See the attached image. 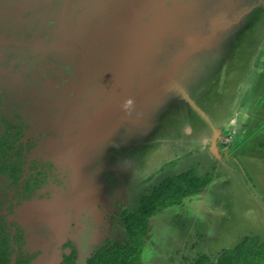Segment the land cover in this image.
I'll list each match as a JSON object with an SVG mask.
<instances>
[{"label":"rangeland","instance_id":"374dc122","mask_svg":"<svg viewBox=\"0 0 264 264\" xmlns=\"http://www.w3.org/2000/svg\"><path fill=\"white\" fill-rule=\"evenodd\" d=\"M34 1L0 0V137L26 127L15 138L17 148L24 146L22 164L51 160L50 178L34 199L17 200L12 185L2 192L0 178V215L22 225L31 264H58L61 252L70 251L62 247L66 241L78 264L100 246L123 244L124 210L136 208L164 177L186 170L210 180L151 218L141 264H189L201 254L215 259L246 238L264 245V0H238L249 8L237 15L239 27L227 24L219 44L211 41L214 32L202 40L203 11L225 7L217 16L227 22L229 12L236 15L231 0H131V13L130 0H46L43 9ZM116 19L108 31L109 23L99 26ZM80 32L83 43L74 38ZM207 43L213 52L204 50ZM64 46L85 54L84 90L102 99L96 120L77 124L78 135L70 129L78 114H71L64 134L72 148L50 159L40 152L46 130L35 128L48 110L46 98L52 108L61 106L62 85L50 61L64 57ZM210 57L216 60L207 66ZM52 121L63 117L41 122ZM43 138L49 151L61 146L59 130Z\"/></svg>","mask_w":264,"mask_h":264},{"label":"trees","instance_id":"16d2710c","mask_svg":"<svg viewBox=\"0 0 264 264\" xmlns=\"http://www.w3.org/2000/svg\"><path fill=\"white\" fill-rule=\"evenodd\" d=\"M207 1L210 3V5L218 2V0H204V2ZM227 1L229 2V0ZM237 1L238 0H231L229 2V9H231L233 12H236V15H232L229 12V18L227 19L228 21L224 23L219 21L218 17L223 15L222 12H226L225 7L222 6V11H220V9L217 11H212V7L210 6L205 8L203 12H206L204 15H202L204 18L201 26V28L204 29V32L201 34L203 41L206 40L207 37L211 35V33L216 31L215 36L213 35L211 41L213 43L217 42L219 44L216 38L218 36L221 37V35L224 34V31H229L227 24H230L231 20L235 21L233 24H231L233 29L235 27H239L238 22L241 20L236 21L238 17L237 15L244 10H247L250 4H237ZM198 4L199 2H197V5ZM166 9L170 10L169 12H172L170 8ZM203 23L205 24L203 25ZM216 26L220 27L216 28ZM236 33L237 32H235L233 36ZM233 36L231 37L232 39ZM203 46L206 52L214 51L212 44L209 45L207 43ZM196 53L198 52H195L194 54ZM206 55L209 56V53ZM215 60L211 59V57L209 59L207 58V66H209V62L214 64ZM184 62L186 63V60H184L183 63ZM216 63H218V61ZM198 78L201 79V77ZM189 90H192V88ZM19 135L23 136L21 129L17 130L14 134H11L10 128L7 130L4 136L0 137V172L12 177L15 183H17L21 177V172L23 169L21 159L23 158L21 153L22 148L21 146L17 148L15 145V138ZM14 156L18 157V159L15 161L13 160ZM8 170L10 171L9 174H7ZM209 178L210 177L207 175L205 179H199L197 175H194L192 170H186L181 173L168 175L161 179L159 182L154 184L149 192L142 193L139 196L136 208H127V210H124L123 230L128 235L127 240L119 246H100L94 252L93 256L88 258L86 264H141L138 259L140 253L139 250L141 245L144 243L143 240L146 234L149 233V223L151 222L150 220H152L151 218H154L156 214L170 206H179L185 197L193 195L200 189L204 188L208 184L210 180ZM40 184L41 183L39 180L35 182L31 181V179H27L25 181L27 191H32L35 185L39 186ZM246 240H248V238L244 239L243 242L237 243L232 248L221 251L215 259H210L204 254H201L189 264H264V245H260L258 243H246ZM135 242L137 243L135 244ZM66 244L68 245L66 246ZM20 246L22 247V244H20ZM62 247L64 249L69 248L70 251L66 252L65 250V252L62 253L58 264H78L73 251V246L70 241L64 242ZM13 253L14 249L10 243L9 230L4 224H0V264H11V257ZM28 262L29 260H27L26 257H23L22 253H19L15 264H28Z\"/></svg>","mask_w":264,"mask_h":264},{"label":"flooded vegetation","instance_id":"af4514ba","mask_svg":"<svg viewBox=\"0 0 264 264\" xmlns=\"http://www.w3.org/2000/svg\"><path fill=\"white\" fill-rule=\"evenodd\" d=\"M38 1L39 0L34 1V4H38ZM45 1L46 0H44V1L40 0L39 1L40 4L38 6L42 9H43V7H48L49 5L47 4V1L46 2ZM41 2H43L44 4ZM133 4L134 3L131 2V0H130L129 7L131 8V6ZM62 7H63V5H62ZM72 22H74V21H71V24H72ZM108 23H110V21H107V23H105V24H104V21H101L99 23V26H104V25H107ZM76 24H77V22L75 21L74 25H76ZM70 26L71 25L69 24L68 28H66V30H64V32H66L67 35L69 34L68 29L70 28ZM88 28H90V26ZM75 29H76V27L74 26L73 30H75ZM90 29L85 31L88 33V36L90 35V33H89L91 31ZM82 33L83 32L76 34L74 36V38H77V40H81L83 43V41H85V39H84L85 36ZM60 38H61L60 40H63L62 36ZM77 40L74 41V43H75L74 47L75 48L80 47V44L78 43ZM127 41H130V39H127ZM64 48L67 49L63 52L65 54L64 57L62 59H59L58 57L54 56V57H52L53 59L50 58L51 59L50 62H52L53 66L56 67V71L58 73V82L60 83V85H62V86H60L59 91H60V93L62 92L65 95H62V93L60 94V99H61L60 105L61 106L57 107V108H52V105L49 106V104H50V101H48L49 98L48 99L46 98L45 107L48 104L47 105L48 110L42 111L41 113H39L41 115L40 120L38 122L39 125L37 126V128H35L36 131L38 129L41 131H44V129H45L46 133H52V132L57 131V130H59V132L61 133V136H62L61 146L55 150L49 151L45 148L44 144H45L46 139H44L43 137L45 136L46 133H44L43 137L41 138V141H39V143H41V145L43 146L42 149L40 148V150H41L40 152H42L43 154H50L51 155L50 159H53V158L58 159L59 157H61V155H64V156L68 155L67 153L69 151L65 152V150L68 148L69 143H67L68 141L65 140L64 130L66 127L65 125H66L67 120L72 119L71 114L75 113V116H76V113L78 114L77 115L78 117L76 118L77 122L75 124L71 125V127H70V129H72V131H73L72 134L78 135L79 131H81V130H78L77 124H80L82 122L83 118L90 121V122H92V121L94 122L96 120V117H97L96 116L97 115L96 109H98L99 101H101V99H102V97L95 94V91L90 93V95H87L86 91L84 90L85 85L87 83V80L84 81L85 79H84L83 65L86 66V63L85 62L83 63L82 53L79 52L78 50H76L75 48H72V50H69V48L66 46H64ZM191 54L192 53H190V55ZM66 55H67V57H69L68 60L65 59ZM53 61H55V62H53ZM62 62H64V66H62V70H61V64L60 63H62ZM180 63H183V60ZM219 69H221V68H219ZM219 69H217V72H219ZM189 70L190 69L184 70L183 74L187 75ZM192 73H194V72H192ZM97 84H98V82H97ZM64 88H67V89L65 90ZM40 89H41L40 91L43 90L42 87H40ZM33 92H34V90H33ZM2 96L3 95L0 93V98ZM32 97L34 98V97H36V95H34V93H32ZM32 113H33V111H32ZM55 115L57 116L58 119L63 117V121L60 123L57 121H54V122L52 121L53 124L46 126V127H44L42 125L43 123L41 121L43 119L54 120ZM23 128L24 127L20 126L21 130H23ZM20 129H18V130H20ZM25 129H26V127L24 128L23 135L26 133ZM97 129L99 130L100 127ZM83 132L85 133V131H83ZM4 135L5 134H3V136ZM74 145L75 144H73V146ZM21 146H22V149H21V151H22L24 149V146L23 145H21ZM55 153H58V155L53 156L52 154H55ZM17 159H18L17 156L13 157L14 161ZM48 161H51V160L46 159L44 162H43V160L42 161L37 160V161H33V164H31V165L29 162V166L27 169H26V165L24 164L22 167L23 169L21 172V177L19 178L17 183H15V181L12 177H9L5 173L0 172V178H1V180H3V185H4L2 192H4L5 190L8 192L10 189H7V188L12 185V187H15V190H17L16 191V199L17 200L18 199L23 200V198H25L26 200H31V199H34V197H37V192L43 188L44 184H46V181L50 178V173L47 170L48 169ZM25 170H28L29 173L25 174ZM9 173H10V171L8 170L7 174H9ZM27 179H31V181H35V182L39 180L41 184L39 186L35 185V187H33L32 191H27L26 186H25V181ZM12 187H10V188H12ZM31 204H34V203H31ZM28 205L29 204H27V206ZM12 206H13V204H12ZM0 207H1V204H0ZM13 208L11 210V214L14 213ZM9 215L10 214H8V216ZM158 215L159 214H156L155 216H158ZM4 217H7V216L6 215H0V224H4L7 227V229L9 230L10 243L14 249V253L12 254V257H11V264H13V263L15 264L16 259L19 256V253H22V256L26 257V259L29 260L28 264H31V262H33V259L29 256L30 252L26 247L28 243H26V241L23 239L25 232H24V230H22L20 228V226H22V225L21 224L20 225H15V224L11 225L10 223H8V219L4 218ZM38 222H39L38 220L35 223L33 221V224L38 225ZM33 224H31L29 226V228H32L34 226ZM42 228H45V225L41 226L40 230H42ZM160 240L162 241L161 236H160ZM38 243H40V242H38ZM20 244H22V247L20 246ZM61 256H62V252L60 254V257ZM13 257H14V259H13Z\"/></svg>","mask_w":264,"mask_h":264},{"label":"water","instance_id":"95a60500","mask_svg":"<svg viewBox=\"0 0 264 264\" xmlns=\"http://www.w3.org/2000/svg\"><path fill=\"white\" fill-rule=\"evenodd\" d=\"M132 9H133V5L131 6V9H130V13H131V11H132ZM130 13H128L129 15H130ZM64 15V14H63ZM127 18V17H126ZM125 18V19H126ZM120 19H116V20H113L112 22H110L109 24H108V26H107V28H106V31H108L112 26H113V24L115 23V22H117V21H119ZM98 35H100V34H98V33H94V36H93V40H95V37L96 36H98ZM82 56H83V63L85 62V54H82ZM182 61V60H181ZM180 61V62H181ZM84 66V65H83ZM84 70V69H83ZM84 81H86L87 80V75H85L84 74ZM71 146L69 145L68 146V148L65 150V152H67V151H70L71 150ZM13 259H14V257H13ZM14 264V263H13Z\"/></svg>","mask_w":264,"mask_h":264},{"label":"crops","instance_id":"0c3cea01","mask_svg":"<svg viewBox=\"0 0 264 264\" xmlns=\"http://www.w3.org/2000/svg\"><path fill=\"white\" fill-rule=\"evenodd\" d=\"M215 33H216V31L212 34V35H215ZM213 37V36H212ZM203 47V46H202ZM196 48L194 47L193 48V50H195ZM193 50H191V51H193ZM214 134H216L215 132H214Z\"/></svg>","mask_w":264,"mask_h":264},{"label":"clouds","instance_id":"9594fccd","mask_svg":"<svg viewBox=\"0 0 264 264\" xmlns=\"http://www.w3.org/2000/svg\"><path fill=\"white\" fill-rule=\"evenodd\" d=\"M128 103H131V101H129Z\"/></svg>","mask_w":264,"mask_h":264}]
</instances>
